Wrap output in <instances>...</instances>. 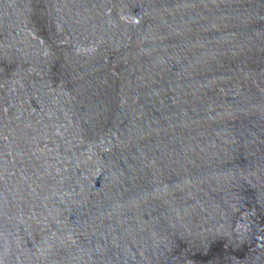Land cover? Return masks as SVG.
I'll use <instances>...</instances> for the list:
<instances>
[{
  "label": "water",
  "instance_id": "1",
  "mask_svg": "<svg viewBox=\"0 0 264 264\" xmlns=\"http://www.w3.org/2000/svg\"><path fill=\"white\" fill-rule=\"evenodd\" d=\"M0 264H264V0H0Z\"/></svg>",
  "mask_w": 264,
  "mask_h": 264
}]
</instances>
